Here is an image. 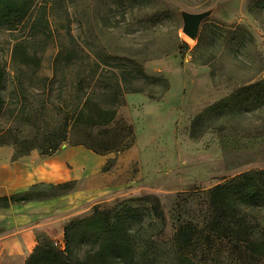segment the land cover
Returning <instances> with one entry per match:
<instances>
[{"label":"rangeland","instance_id":"1","mask_svg":"<svg viewBox=\"0 0 264 264\" xmlns=\"http://www.w3.org/2000/svg\"><path fill=\"white\" fill-rule=\"evenodd\" d=\"M209 10L187 37L180 12ZM0 62V127H16L19 140L55 137L87 95L116 111L110 126L88 131L90 144L128 138L120 152L87 150L102 160L89 181L32 189L84 198L61 213L53 240L38 235L42 246L64 244L69 223L104 211L126 219L138 264H264L210 230L212 189L264 172V0H37L26 18L0 25ZM82 136L69 121L57 152ZM239 209L260 238L264 205Z\"/></svg>","mask_w":264,"mask_h":264},{"label":"trees","instance_id":"2","mask_svg":"<svg viewBox=\"0 0 264 264\" xmlns=\"http://www.w3.org/2000/svg\"><path fill=\"white\" fill-rule=\"evenodd\" d=\"M36 1L0 0V25L11 20L26 18ZM4 84L5 75L0 62V112L5 104L2 97ZM116 88L118 91L121 90L118 84ZM136 92L134 90L128 93ZM25 119L26 121L37 120L36 116L31 114H21L16 118V120ZM115 119L114 108H103L93 101L90 95H87L83 96L76 106H73L72 117L64 118L59 131L54 133L55 137L45 138L41 146L34 145L38 141L35 136L19 140L16 127L12 125L0 127V146H13L14 159L26 156L34 149L40 150V156L49 157L66 142L69 121H72V132L76 135L83 133L74 146L84 147L96 155L120 152L129 146L128 138L124 136H121L122 138L114 136L112 140L107 141L99 138L95 144H90L89 138L86 137L90 129L108 127ZM197 122L198 119L194 122L192 131ZM69 185L70 183L51 186V189H66ZM52 196H57V194ZM37 198L44 197L41 194L30 192L0 199V205L24 203ZM257 203L264 205V172H249L227 183L216 185L210 195V206L213 211L210 230L216 236L242 243L245 251L264 258V234L260 238H255L249 231L239 209L240 206L250 207ZM188 230L189 228H184V236ZM63 238L64 251L51 246H42L39 243L24 264H138L126 219L117 218L111 221L104 211H95L94 215L88 219L69 223L64 229Z\"/></svg>","mask_w":264,"mask_h":264},{"label":"crops","instance_id":"3","mask_svg":"<svg viewBox=\"0 0 264 264\" xmlns=\"http://www.w3.org/2000/svg\"><path fill=\"white\" fill-rule=\"evenodd\" d=\"M14 153L12 147L0 146V199L30 193L36 186L89 181L102 165V160L94 165L88 151L80 146L49 157L32 151L14 159ZM82 199L78 192L67 200L57 195L0 205V264H24L39 245L38 235L52 239L61 228V213Z\"/></svg>","mask_w":264,"mask_h":264},{"label":"water","instance_id":"4","mask_svg":"<svg viewBox=\"0 0 264 264\" xmlns=\"http://www.w3.org/2000/svg\"><path fill=\"white\" fill-rule=\"evenodd\" d=\"M211 10L198 14L180 12L182 19V32L190 39H196L201 23L211 15Z\"/></svg>","mask_w":264,"mask_h":264},{"label":"built area","instance_id":"5","mask_svg":"<svg viewBox=\"0 0 264 264\" xmlns=\"http://www.w3.org/2000/svg\"><path fill=\"white\" fill-rule=\"evenodd\" d=\"M54 246L56 248H58L60 251H63L64 250V244H60V243H54Z\"/></svg>","mask_w":264,"mask_h":264}]
</instances>
